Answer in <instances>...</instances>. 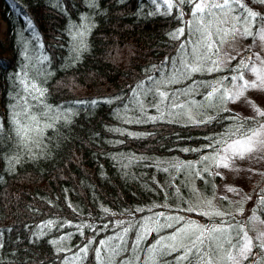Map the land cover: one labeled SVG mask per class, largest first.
<instances>
[{
    "label": "trees",
    "instance_id": "16d2710c",
    "mask_svg": "<svg viewBox=\"0 0 264 264\" xmlns=\"http://www.w3.org/2000/svg\"><path fill=\"white\" fill-rule=\"evenodd\" d=\"M173 2L168 10L162 0H0V264H188L177 258L190 242L181 249L169 237L189 222L228 228L235 243L230 225L243 228L250 207L264 220V186L242 212L215 197L218 175L204 157L241 121L256 125L226 108L195 120L177 105L178 95L202 102L233 65L197 75L187 64L170 81L179 54L191 60L195 0ZM248 3L264 15L260 0ZM31 116L39 143H21L16 128L36 127ZM214 200L222 216L199 210ZM228 248L210 256L206 242L203 264Z\"/></svg>",
    "mask_w": 264,
    "mask_h": 264
},
{
    "label": "snow or ice",
    "instance_id": "6c2138e0",
    "mask_svg": "<svg viewBox=\"0 0 264 264\" xmlns=\"http://www.w3.org/2000/svg\"><path fill=\"white\" fill-rule=\"evenodd\" d=\"M161 0H152L153 4H156L159 7ZM163 4L166 6V9L171 10L174 7L173 0H162ZM177 3H189L190 0H176ZM261 4H264V0H260ZM212 9H228L231 12H235L237 9H242L243 14L237 15L235 18L238 21L242 22V27L237 28L236 25H233L232 29L224 32V37L231 34L232 36L239 35L241 38L244 37H252L255 41L257 38L260 42L264 43V15L257 13L256 11L249 10L241 0H223V3H205L204 0H200V2L194 3L193 8L191 9V13L193 16H196L199 21L204 22L207 20L209 24H211V17L213 15ZM180 34H184V29L178 30ZM197 32L200 33L202 40L205 42L204 47L206 48L208 53L215 54L219 51L218 48H215L214 43L211 40V33H206L205 30L201 28L196 29ZM219 32V29L217 30ZM173 38H177L176 34L173 33ZM224 37H218L220 42H224ZM83 41H78L77 46L82 44ZM184 46L181 45V48ZM215 48V52H214ZM250 51V48L248 49ZM252 55H256L259 57V53L250 54L245 59L252 60ZM210 59V57H209ZM231 59H239V56L231 57ZM213 65H217V61L210 60ZM260 64L264 65V58L260 59ZM243 68L246 71H250L254 79H246L244 73H240L239 75H234L231 77H224V79L229 80V82L235 81L231 90L226 88H216L213 87L211 92L207 93L205 97L206 100H212L216 97L220 102H237L241 99L245 100L248 103L249 107L253 108V111L264 118V111H261L259 108L255 107L250 100L247 99L245 93L248 90H260L264 91V69H261L257 66H254L250 63H245L244 59L240 60L237 68H229L228 71H237L239 68ZM188 70L187 64H181L180 69L177 70V73L174 75H179L183 71ZM192 72L199 71L200 68L193 67L190 69ZM209 72L213 71L212 68L207 69ZM216 71H220V68L217 66ZM223 83V80L220 81ZM27 90V89H26ZM31 90L33 92L39 93L42 97L44 95L43 90L38 88L35 84L31 85ZM219 93V96L217 94ZM159 97L161 100L168 99L170 100V96H165L164 92H159ZM82 103V102H77ZM92 103H95L93 101ZM179 107H183L180 105ZM22 112L24 109H21ZM32 122L36 125L33 127V124H28L26 126L17 127L16 128V137L20 140L21 143L24 141L31 140L33 143H39V133L41 129L39 128V122L35 116H31ZM14 123L16 121L14 120ZM252 123L256 126L252 127L249 123V119L246 118L244 121H241L236 128L232 129L228 134L227 141L218 142L217 146L214 147V152L216 153L213 157L205 156L204 160L207 161L209 159L214 161L213 166L215 168H223V169H232L234 171H239L236 167V161L238 160H248L252 162H260L264 161V123L255 120V117L252 118ZM220 143L223 146H220ZM210 147H212L210 145ZM207 170V169H205ZM249 171H254L253 169H249ZM264 176V173H259ZM216 175H221V173L217 172ZM229 191H234V189L229 188ZM259 205L261 206V211L264 213V190L261 191V196L259 199ZM216 215H223L222 213H215ZM252 217H248V221L251 222ZM260 223H264V220H261ZM232 232L235 233L233 243L232 239H229V229L215 227L207 230L204 229H194L189 231L188 229H178V232L183 233L184 239L190 242L191 247L188 248V251L184 253V255L179 256L177 259L179 261H188V264H193V260H197L199 264H203L204 256L201 254V247H203L207 242V250L208 255L214 256L219 254V249L223 247V242H227L230 248L235 249V254L229 253L226 259L232 264H243L244 261H247L249 257H255L259 255L258 252L254 251V249L264 250V230L260 231L256 237H249L247 232L244 231L242 227L238 224L230 225ZM199 233L198 235L196 233ZM205 232H207V236H205ZM170 240H176L177 237L170 236ZM255 241H259L256 243ZM103 243V242H101ZM160 243L159 241L157 242ZM186 245L183 240L179 247L182 249ZM164 250L160 253L163 256L166 252L171 248L172 250H176L177 245L172 244L170 246H163ZM81 252H85L86 248H81ZM98 251V250H97ZM155 251V249H152ZM191 253V257L189 256ZM164 264V262H162ZM260 264H264V256H261Z\"/></svg>",
    "mask_w": 264,
    "mask_h": 264
},
{
    "label": "rangeland",
    "instance_id": "374dc122",
    "mask_svg": "<svg viewBox=\"0 0 264 264\" xmlns=\"http://www.w3.org/2000/svg\"><path fill=\"white\" fill-rule=\"evenodd\" d=\"M200 2V0H195L194 3ZM205 3H223V0H204ZM241 2L249 9L256 11L259 13L254 7L249 5L248 0H241ZM212 17H211V24L205 20L204 22L199 21V19L196 16H193L194 19H192L193 24L191 23V26L187 28V39L190 44L189 50L191 51V60L184 59V52L179 54V64H188L189 67H198L200 68L199 71L192 72L189 71L191 74H197L202 75L206 71L209 72L207 69L212 68L213 71L216 72V67L218 66L220 68V71H224L228 69L229 67L237 68V65H239L240 60L244 59L245 63L253 64L254 66H257L261 69H264V65L260 64V59L264 58V43L260 42L257 38L255 41L252 37H244L241 38L239 35L232 36L231 34L224 37V32L232 29L233 25H236L237 28L242 27V22L236 20L237 15H242L243 10L237 9L235 12H231L228 9H212ZM197 28H201L202 30H205L206 33H211V40L215 45V48H218L219 51L215 54L208 53L206 48L204 47V41L202 40L200 33L196 31ZM184 29V28H182ZM219 29V32L217 31ZM182 34L177 30V36L180 37ZM218 37H224V42L221 43ZM188 43V42H187ZM214 48V52H215ZM250 48V51L248 49ZM259 53V57L256 55H252V60L245 59L250 54ZM239 56V59H231V57ZM210 57V59H209ZM210 60L217 61V65H213ZM177 73V72H175ZM174 73V74H175ZM186 73V72H185ZM181 73V74H185ZM240 73H244L246 79H254V76H252L250 71H246L242 67L239 68L237 71H229L223 75V77L218 78L213 82V87L216 88H226L228 90H231L233 87V84L236 83L235 81L229 82V80L224 79V77H231L234 75H239ZM170 75V81L178 78L179 75ZM169 80V79H168ZM223 80V83H220V81ZM161 81V80H160ZM197 81V80H195ZM163 84V82H161ZM202 86L200 87V84H195L185 90V97L188 95H191L192 93L197 95L200 93L202 88H205L206 84L202 82ZM211 87V88H213ZM219 96V93L217 94ZM245 96L248 100L252 102V104L259 108L261 111H264V91L260 90H248L245 93ZM206 97V96H205ZM204 97L202 102H199L196 97L190 98V101L184 102L181 99V95H178V104L182 105V110L186 111L187 117L191 116V118L194 115V119L196 118V114L204 115L206 111L214 109L216 110L219 108H226L231 109L233 111H236L240 115L247 116L250 118L255 117L256 119H259L261 123H264V118L257 115L252 107H249L248 103L245 102V100L241 99L237 102H220L216 97H214L212 100H206ZM189 114V116H188ZM178 117V115H176ZM197 120V118L195 119ZM236 167L239 169V171H234L232 169H223V168H215V173L219 172L221 175L218 176L219 183H217V188L215 192V197L220 198L222 196H226L229 198L230 202L232 203L233 208H237L242 204V210L243 205L247 204V206H251L250 201L253 198V196L256 194L257 188H262L264 186V176L260 175L259 173H264V161L260 162H252L248 160H238L236 161ZM249 169H253L254 171H249ZM234 189V191H229L228 189ZM257 195V194H256ZM217 200H214L211 202V204H206L205 206H202L199 210L203 212L207 216H214L215 213H220L218 210V204ZM248 211L247 214H245L246 219L244 220V231L247 232L249 237H256L258 233L262 230H264V223H260L261 219L256 215L252 207ZM239 211L242 212L240 208H237ZM240 212V213H241ZM220 216V215H219ZM248 217H252L251 222L248 221ZM196 223H193V221L189 222L185 228L188 230L190 227H194ZM181 240L183 242L186 240L184 239V235H178L177 239L174 240V243L179 245L181 243ZM258 243L259 241H255ZM256 252L259 253V255L255 256L254 259H261V256H264V250L255 249ZM229 253L235 254L234 248H228L226 251V256H218L217 258L212 259L211 261L208 260L207 264H232V262L228 261L226 259L227 255ZM253 259V257H252ZM225 262V263H224Z\"/></svg>",
    "mask_w": 264,
    "mask_h": 264
}]
</instances>
